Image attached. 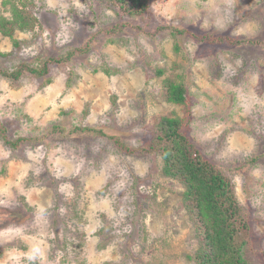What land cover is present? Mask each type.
I'll return each instance as SVG.
<instances>
[{"label":"rangeland","instance_id":"rangeland-1","mask_svg":"<svg viewBox=\"0 0 264 264\" xmlns=\"http://www.w3.org/2000/svg\"><path fill=\"white\" fill-rule=\"evenodd\" d=\"M24 2L40 26L14 32L19 48L0 35V69L63 61L13 84L0 76V127L13 142L0 136V264H193L184 187L137 151L173 116L233 183L244 259L264 264V0H149L135 17L100 0ZM203 34L231 42L193 37ZM165 80L185 86L187 105L164 101Z\"/></svg>","mask_w":264,"mask_h":264},{"label":"trees","instance_id":"trees-1","mask_svg":"<svg viewBox=\"0 0 264 264\" xmlns=\"http://www.w3.org/2000/svg\"><path fill=\"white\" fill-rule=\"evenodd\" d=\"M107 7H112L123 17L142 15L149 7V0H100ZM205 2L207 0H199ZM1 6L8 8L9 16H0V35L12 40L15 31L26 33L40 26L36 18L26 7L24 0H2ZM118 26L110 31L118 30ZM160 29H168L163 27ZM171 34L182 35L184 30L171 29ZM109 31V32H110ZM200 42L222 44L231 42L226 36H210L207 34L193 36ZM20 42L12 40L15 48ZM237 45L257 44L250 40H236ZM232 43V44H233ZM258 44H262L259 42ZM88 48V47H87ZM176 50L177 47L175 46ZM79 48L76 52H85ZM73 52H69L67 58ZM4 56L0 53V57ZM61 61H63L61 59ZM48 59L40 68L20 64L13 72L0 69V76L5 80L17 81L24 72L42 77L47 73L48 63L61 62ZM162 71H157L161 75ZM162 97L165 102L173 105H187L186 88L165 80L162 85ZM187 121L177 116L163 117L156 126L150 141L138 149V152L159 157L162 173L184 187L183 205L189 218L194 224L198 238V248L189 260L193 264H247L244 259V248L250 245L249 228L238 203L233 183L220 169L204 158L186 136ZM55 131H62L55 128ZM83 132L102 135L101 131L90 128L81 129ZM0 136L4 142L13 146V142L5 135L0 127ZM116 148L125 154H132L133 148L124 146L118 138L109 136ZM25 140L19 139L14 146ZM256 158L252 159L255 160Z\"/></svg>","mask_w":264,"mask_h":264}]
</instances>
